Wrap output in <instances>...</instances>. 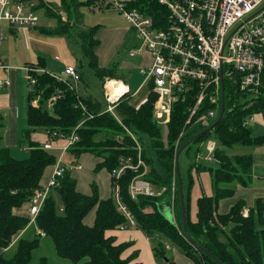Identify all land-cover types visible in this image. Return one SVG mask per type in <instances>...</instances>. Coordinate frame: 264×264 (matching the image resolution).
I'll return each mask as SVG.
<instances>
[{"label":"trees","instance_id":"obj_1","mask_svg":"<svg viewBox=\"0 0 264 264\" xmlns=\"http://www.w3.org/2000/svg\"><path fill=\"white\" fill-rule=\"evenodd\" d=\"M34 1L35 11L43 8L48 16L57 19V24L52 27L40 23L33 29L46 36L58 33L76 39L86 63L101 79L103 88L107 79L125 80L118 62H112L109 66H101L99 63L96 51L101 44L97 38L100 25L80 26L83 19L82 7L96 9L98 0H61L59 6L44 0ZM132 6L153 15L157 22L162 13L166 12L165 7L155 0H137ZM104 8L106 7L101 6L98 9ZM62 11L66 13V18L62 16ZM83 66L81 63L80 67ZM30 67L36 83H30L27 125L20 140V143L28 144L27 158H15L9 147L2 146L6 117L0 112V264H54L47 256L33 261V250L39 248L46 237L53 240L57 256L68 259L73 264H142L132 262L137 253L127 258L122 256L132 245V241L117 242L116 236L106 235L108 230L129 228L132 225L113 195L102 198L96 182L91 184V194L79 191L77 179L69 168H65L58 179V185L49 191L34 224H31L30 213L23 216L15 212V209L26 203L30 207L36 190L44 188L51 178L50 176L47 183L42 181L47 169H54L58 161L56 150L46 149L43 144L33 140V134L40 130L45 131L49 137L54 131L63 136L70 135L72 130L77 131L79 141L66 153L70 154L74 165L83 153H92L99 158L95 171L106 169L111 174L112 187L119 184L122 203L135 220V225L132 226L148 236L153 244L154 256L159 262L161 260L165 264H177L170 257V249L166 248V244L170 242L177 245L195 264H221L219 261L224 264H264V198L257 197L254 204L247 207V216L243 213L247 206L243 199L233 204L227 213L222 214L218 210L222 200L236 195L238 186L249 188L253 182V156H231L227 149L234 145L264 144V135H255L253 128L245 124V120L252 115H264V70L261 92L257 96L233 88L226 82L223 118L211 131L183 150L189 154L197 145V150L204 151L202 143L209 139L217 143V165L202 167L197 164L198 168L210 171L214 193L199 196L196 219L190 215V193H185L188 232L219 260L217 261L188 240L182 220L176 151L207 126L200 123L189 124L177 149L176 141L196 103L197 89L185 92L174 103L164 141L163 126L154 117L157 95L152 92V81L148 82L151 86L148 101L137 108L131 103L132 93L128 92L116 103L113 113L107 108L104 110L100 100L94 95L71 86L69 80L58 79L45 69L43 72L37 71L34 68L38 65ZM79 73L83 85L87 87L85 75L81 70ZM53 96L57 98L49 105ZM34 100H38L37 105L33 104ZM210 107L209 99H205L193 117L194 121ZM79 124L81 125L78 126ZM129 131L142 146L141 155L147 170L143 165L137 170L127 169L116 179L112 173L122 165L123 158L132 157L133 163L138 162V148ZM140 134L149 135L151 142L145 145ZM156 162L166 170V174L158 170ZM142 173L156 190L164 191L158 196L139 194L133 198L130 184ZM166 199L169 200L168 203L173 201L175 221L167 218L159 208V203ZM93 210L95 221L93 225H88L84 219ZM29 227L34 229L30 238L25 237L26 234L21 235ZM38 230L45 235L39 234ZM12 248L14 251L8 256L7 252Z\"/></svg>","mask_w":264,"mask_h":264},{"label":"built area","instance_id":"obj_2","mask_svg":"<svg viewBox=\"0 0 264 264\" xmlns=\"http://www.w3.org/2000/svg\"><path fill=\"white\" fill-rule=\"evenodd\" d=\"M137 0H98L95 8L101 6L119 11L141 38V44L131 49L130 56L143 55L147 50L152 57L149 66H142L140 72L145 75V81H152V92L157 95L154 102V117L164 127H168L171 120L173 105L187 91L197 89L195 105L191 108L186 124L176 141V148L185 135L189 124L209 126L218 118L221 110L222 81L224 80L225 95L226 82L231 87L257 96L261 92L262 75L264 70V0H155L166 12L155 20L154 16L132 6ZM34 0H0V69L8 71L10 67L1 56V47L5 39L4 22L13 26L34 28L41 23L35 12ZM159 21L161 23H159ZM59 59V56H56ZM28 81L36 83L31 68H26ZM43 72L44 69H36ZM63 76L52 74L58 79H67L73 87L80 88V73L76 67L66 65ZM110 79L106 80V84ZM119 80V79H116ZM123 82V81H122ZM9 77L0 78V90L10 87ZM106 84L104 95L107 100V110L114 113V107L119 99L131 90L126 86L117 98L111 99ZM57 96L49 100L51 105ZM205 99H209L211 107L200 115L196 121L193 117ZM148 101V97L143 102ZM34 105L38 100L33 101ZM226 104V103H225ZM139 108V105L137 106ZM254 119V115L245 120L246 125ZM79 124L78 126H80ZM138 148V162L133 163L132 157L123 158L122 165L112 173L116 179L121 177L127 169L137 170L141 165L147 170L142 158V146L137 137L129 131ZM67 137L63 146L57 147L51 141L43 144L46 149L60 148L59 165L54 167L51 178L44 188L37 189L30 202L29 213L31 224L35 223L45 199L51 188L58 185V179L63 175L65 165L61 162L64 153L77 141L79 135L72 130L70 135L63 136L57 131L50 137ZM60 140V139H58ZM204 153L197 159L217 161L213 152L216 141L209 139L202 143ZM81 168L80 164L73 165ZM175 182H173V191ZM164 189L156 190L150 182L145 180L144 173L136 176L130 184L133 198L139 194L158 196ZM112 195L119 208L129 217L130 223L135 220L130 211L122 203L120 186L112 187ZM173 204V201H172ZM244 215L249 214L247 208ZM173 218L174 212H173ZM44 236V232L38 230ZM170 249V248H169Z\"/></svg>","mask_w":264,"mask_h":264},{"label":"crops","instance_id":"obj_3","mask_svg":"<svg viewBox=\"0 0 264 264\" xmlns=\"http://www.w3.org/2000/svg\"><path fill=\"white\" fill-rule=\"evenodd\" d=\"M44 1L47 3L55 4L57 6L61 4V0H44ZM41 23L43 22L41 21ZM43 24L51 26V23H43ZM119 29H120L119 27L109 29L108 27L101 26L97 33V38L101 41V44L97 48L96 52L98 54L99 63L101 66H109L110 65L109 63L113 59L116 45L110 44L109 34L115 35V33ZM128 29L129 28H125L126 31ZM4 30L6 33V38L4 39V42L2 44L3 46H2L1 56L4 62L10 67V69L8 71L0 69V78L9 77L11 84L8 89H5L3 90V92L0 93V112L4 111L5 112L4 115L6 117L5 127L3 130L4 132L3 139L5 145L10 148L11 155L14 156L13 148H16L15 154L20 155V150H19L20 140L22 139L23 129L27 125L26 112L28 105V97H27L28 93L27 96L24 95L25 90L22 88V84H21V71L23 70L27 71L26 68H31L30 66L38 65V67L34 69H45L47 71L52 69V71H55V73H60L59 76L65 77L63 72L66 65L74 66V64H72V60H68L67 58H65L64 61L61 62L62 54L67 56V52L65 50L63 52L62 48H59V46L54 41H58L59 43H61L62 40H58L57 38H54V41L52 42L48 39L46 35L38 33L36 29L24 28L22 26H13L7 22H4ZM123 37L124 35L120 37L119 34L118 41H120ZM144 54H143L144 56L136 55L138 56V60L136 61V63L124 61L123 63H121L120 67L141 68L142 66H149L152 62L151 54L147 50L144 51ZM56 56H59L60 60L57 59ZM77 70H79V68H77ZM121 81H123V83L131 90L130 84H128L124 80ZM148 82L149 81H145V80L142 81V83L138 86L136 91L134 93L132 92L131 93L140 94V92L143 90L144 86ZM82 91L84 90L82 89ZM46 134L43 133L38 134V132H36L33 134L32 138L33 140L38 141L41 144H45L48 141H45L44 143L42 141H44L45 139L43 138V136L48 135ZM54 144L55 146H57V144H59L58 146L64 145L65 140L62 139L57 140L55 141ZM84 154L85 155L83 157L81 156L77 161L78 164L81 165V168H75V167H73V169L70 168L73 177L77 179V183H78L77 189L83 193L91 194L92 193L91 184L93 181H95L93 180L94 177L99 178V174H104L107 176L106 185L104 186L105 187L104 193H102L101 191L100 184L97 183V181L95 182L98 185L100 196L102 198H109L110 196H112L111 174L106 169L96 172L95 166L99 161V158L95 157L90 153H84ZM82 158H87L88 162H91V164L90 165L81 164L80 160ZM85 166L88 172L83 171L84 168L82 167ZM254 166H255V161H254ZM261 166L263 168L262 171L259 172V174H256L255 170L253 169L254 178L252 185L249 188L238 186L236 195L234 197L226 198L219 203V208H218L219 213L222 214L227 213L230 210L231 206L240 199L246 201L247 204L246 208H247V207H251L254 204V200L257 197L264 198V163L261 164ZM92 168H94V172L97 174L91 172ZM53 170H54L53 167L47 169L42 180L44 183H47ZM167 200L168 199H166V202L169 201ZM15 212L19 215L28 216L29 203L24 204L21 208L15 209ZM94 221H95V210L91 211L84 219V222L88 225H93ZM33 230L34 229L32 227H29L26 229L25 232H22L21 235H25L27 233H29V235H32ZM106 235L116 236L117 242H131V241L133 242L132 245L129 248H127L126 251L123 253L122 256L124 258L131 256V254L133 253H137L136 258L132 262H139L142 264H146V263L158 264L154 256V250L150 249L151 248L150 240L148 236L142 232V230L140 229L137 230L136 228H130V227L121 228L116 230H108L106 231ZM170 257H172L173 261L176 262L177 264H195V262H193L191 258L187 257L178 249L174 252V254L170 253Z\"/></svg>","mask_w":264,"mask_h":264},{"label":"rangeland","instance_id":"obj_4","mask_svg":"<svg viewBox=\"0 0 264 264\" xmlns=\"http://www.w3.org/2000/svg\"><path fill=\"white\" fill-rule=\"evenodd\" d=\"M262 5H264V2ZM35 12L40 17L43 23H51L52 27L56 26L57 19L48 16L43 8L37 9ZM82 12H83V19H82V23L80 24L81 27L82 26L90 27V26L100 25V27L101 26L108 27L109 29H113L116 27L120 28L115 33V35L109 34L110 44L116 45L113 59L111 60L109 64H111L112 62H118V64L121 65V63H123L124 61L136 63V61L138 60V56H130V51L131 49L138 47L141 44V38L139 37L137 32L133 28L130 27L125 17L119 11L113 8L93 9L92 7L84 6L82 7ZM62 16L66 18V13L63 11H62ZM125 28H129V29L126 31ZM119 34H120V37L124 35V37L120 41H118ZM47 37L52 42L54 41V38H57L58 40H62L61 43H59L58 41H54L59 46V48H62L63 52L64 50L67 52V56L62 54L61 62H63L65 58H67L68 60H72V64H74V66H76L83 72V74L85 75V79L88 82L87 87H86V85L85 86L83 85L82 81H79L80 91L81 89L84 90L85 88V91H81V92L94 95L97 99L100 100L102 108L106 110L108 104L105 99L102 81L86 63L83 57L82 51H81L80 43L77 42L76 39L69 38L66 35H62L58 33L49 34L47 35ZM5 38H6V35H5ZM1 52H2V47H1ZM81 63L84 64L82 68L80 67ZM140 69H141L140 67H134V68L120 67L121 72L126 77L124 81L130 84L132 93H134L136 89L138 88V86L142 83V81L145 80V75H143L140 72ZM50 71L52 74L60 75V73H55V71H52V69L49 70V72ZM27 75H28L27 71H24V70L21 71V84H22V88L25 90V94H24L25 96H27V93L29 92V89L31 87V84L28 81ZM111 80L113 79H110L109 81ZM108 83L107 84L105 83L106 87ZM81 84H82V87H81ZM150 91H151L150 83H147L144 86L143 90L140 92V94H137V93L132 94L131 103L133 105L140 106L143 103V99L149 96ZM1 92H3V90H0V93ZM27 108H28V105H27ZM1 112L5 114L4 111H1ZM250 126L253 128V132L255 135H264V115L260 113L255 114L254 119L250 122ZM167 130L168 129L163 126L164 141H166V138H167ZM41 133L46 134L45 131H42V130L38 131V134H41ZM3 135H4V132H3ZM40 136H43V135H40ZM140 136L142 140L145 142V145H148L151 142V138L149 135L140 134ZM43 138H45L44 141H42L43 143L45 141H51L55 143V141H57L61 137L57 139H52L49 137V135H47V136H43ZM62 138L65 139L66 141L68 140L67 137H62ZM58 145L59 144H57V147H60ZM2 146H6L4 139L2 140ZM216 148H217V143H216ZM15 149L16 148H13V152H14L13 155L16 156L15 158L24 159L29 156L27 142L20 143V146H19L20 155L15 154ZM54 150L57 151V156H58V161H57V164L55 165L56 167L57 165H59V160L61 158L62 151L60 148H54ZM215 150L213 152L214 156H215ZM204 152L205 150L204 151L197 150V145H195L189 154L186 152H183L179 157L180 159L179 175L182 180L184 193H187L188 191L190 193V196H191L190 215H191V218H194V219L197 218V213H198L197 199L199 198V196H202L203 194L210 195L214 193L213 181H212V176H211L210 171L207 169L198 168L197 164H201L202 167L205 165L215 167L217 165L218 160L216 162L215 161L206 162L204 159L198 160L197 155L200 153H204ZM227 152L231 156L251 154L255 161L254 170L256 174H259V172L262 171L263 167L261 166V164L264 163V144L262 145H234L230 147L229 149H227ZM84 155L85 154L83 153L81 156L83 157ZM80 161H81L80 163L83 165L91 164V162H88L87 158H82ZM61 162L69 169L70 168L73 169L74 167L73 166L74 163L72 162V159L69 153L64 154ZM156 165H157L158 170L162 174H166V170L158 162H156ZM82 168H84L83 171H87L86 166ZM91 172L95 173L94 168H92ZM106 178H107L106 175L99 174V178L94 177L93 179L97 181V183L100 184L102 193H104L105 191L104 186L106 185ZM150 209L152 210L153 208L151 207ZM130 228H136V227L131 225ZM136 229L139 230L138 228ZM29 236H30L29 233L25 235V237L27 238H30ZM150 244H151L150 249L154 250L153 244L151 243V241H150ZM166 248L168 249L170 248L168 252L172 254H174V252L177 249L181 251L177 245H175L174 243H170V242L166 244ZM13 251H14V248L9 250V252H7L8 256H10L11 253H13ZM42 256H47L50 262L54 264H73L72 261L62 258V257L60 258L59 256H57L55 249H54L53 240L48 237L42 240L41 246L39 248L33 250V261L34 262L38 261ZM156 261L158 264H165L161 260L160 262L158 260Z\"/></svg>","mask_w":264,"mask_h":264},{"label":"water","instance_id":"obj_5","mask_svg":"<svg viewBox=\"0 0 264 264\" xmlns=\"http://www.w3.org/2000/svg\"><path fill=\"white\" fill-rule=\"evenodd\" d=\"M225 103H226V95H225V85H224V80L222 81V100H221V110L219 113L218 118L216 119L215 122H213L211 125H209L208 127H206L205 129H203L202 131L196 133L194 136H192L190 139H188L177 151L176 154V161H177V169L179 172V157L181 155V153L183 152V150L190 145L192 142H194L195 140H197L198 138H201L203 135H205L206 133H208L209 131H211L223 118L224 113H225ZM178 179H179V189H180V201H181V207H182V215H183V228H184V233L186 234V237L188 238V240H190V242H192V244H194L197 248H199L201 251L203 250L204 252H206L207 254H209L214 260L219 261L217 258H215L207 249L206 247H204L203 245L201 246L199 243H197L191 236V234H189L188 232V222H187V214H186V199H185V193H184V188L182 185V180L180 175L178 174ZM165 208H164V207ZM159 208L162 211V213H164V215H166L167 218H169L172 221H175L173 218V204L168 203L166 201H162L159 203ZM221 264H224L223 262L219 261Z\"/></svg>","mask_w":264,"mask_h":264},{"label":"bare ground","instance_id":"obj_6","mask_svg":"<svg viewBox=\"0 0 264 264\" xmlns=\"http://www.w3.org/2000/svg\"><path fill=\"white\" fill-rule=\"evenodd\" d=\"M107 90L111 95V99H115L126 89V85L121 80L113 79L108 81Z\"/></svg>","mask_w":264,"mask_h":264}]
</instances>
